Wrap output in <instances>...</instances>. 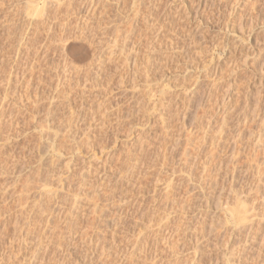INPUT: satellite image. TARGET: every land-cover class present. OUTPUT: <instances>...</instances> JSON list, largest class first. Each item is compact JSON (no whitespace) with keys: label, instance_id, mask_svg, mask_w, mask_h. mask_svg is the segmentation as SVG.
<instances>
[{"label":"rangeland","instance_id":"obj_1","mask_svg":"<svg viewBox=\"0 0 264 264\" xmlns=\"http://www.w3.org/2000/svg\"><path fill=\"white\" fill-rule=\"evenodd\" d=\"M48 1L51 0H4L3 5L2 2L0 3V107L2 108L5 104L0 110L10 117L5 116L3 119L5 127L0 135L2 140L4 139L0 141V144L5 146V149L0 152V161L4 164L3 172L7 170L6 174L0 172V212L2 217L5 215L3 217L5 220L0 217V264H44L46 259L45 264H62L63 260H67V264H125L126 258L129 254L133 255L132 253H135L134 259L130 262L132 264H200V260H202L201 264H225L229 257L232 259L230 264H257L255 262L257 247L249 246L253 241L247 240L248 237L250 238L252 223L241 220L238 211L242 209L240 202L242 200L249 207L254 202L258 205V201L264 199L262 196L264 195V170L261 171L254 166L261 161L262 169H264V148H262L264 143L259 141L255 149L246 142L251 139L248 136L252 132L256 135L261 130L260 133L263 135L264 123H260L259 118L256 122H250L247 119L249 122L246 123V119L243 118L244 105L254 107L255 103L261 105L262 110L259 113L260 116H264V0H77L76 3H78H74L75 7H72L75 11L71 9L70 19L74 23L71 27L75 32L79 21H82L79 22L82 25L92 16L93 11L98 13L93 19L95 20L94 26L91 27L93 30L89 28L86 31L89 33L83 39L88 50L77 46L68 53H64L61 41L57 40L59 31L51 39L38 38L40 40L37 39L34 44L25 45V49V46L19 45L15 33L26 28L28 19L36 13V7L44 6ZM53 7L55 9L56 6ZM73 12H76L75 17ZM59 13V18H65V8ZM10 33H14L13 36L12 34L10 36ZM42 35L45 36V32H42ZM86 38L87 41H85ZM16 78L22 81L19 83ZM6 91L10 93L8 95L12 94V97L9 96L10 98L6 97V99L4 97ZM11 98H15L14 101ZM25 103L27 108L23 105ZM229 103L232 107L233 103L234 107L238 106L237 111L229 115L230 117L225 112ZM14 107L18 109L20 107L19 113ZM10 112L18 114L9 115ZM125 115H130L128 118H131L123 119ZM73 116L76 118H72ZM226 116L230 119L228 128L224 131V137H219L223 136L220 127ZM69 118L73 120L70 121ZM9 119L12 121L10 122ZM67 119L68 124L74 126L73 130H78V139L80 142L82 140L83 147L72 150L68 145L64 149L66 157L63 155V158L58 159L47 151L46 143H41L46 146V148L42 146L45 149L38 144L39 130L46 128L42 129V125L53 126L61 124V121L64 122L61 127H66ZM6 121L10 128L8 124L6 126ZM69 127L66 128L69 129ZM50 129L53 130V128ZM206 134L208 135L205 136ZM238 134H242L243 137L238 139ZM213 135L221 140L216 138V141ZM4 136H7V139ZM186 137L189 141L190 139L193 141L191 140L189 144ZM84 143L89 147H85ZM129 150L135 152L130 161V165L134 166L131 167L132 169L129 168L130 170L125 164L127 161L125 155ZM209 150H212V153L214 151L215 155L213 153V156ZM207 154L213 157L211 159H217L212 160L217 167L213 162L214 165L211 163ZM247 155L250 157L249 160ZM251 156L254 157L253 160L256 158L257 163L250 160ZM206 159H209L208 162ZM47 160H52L53 164H49ZM184 160L192 165L193 161L194 163L197 161L198 165L195 164L198 167H194L197 168L196 172L192 167L190 170L189 164L186 165L188 162ZM209 161L212 167L215 166L214 169L209 166ZM250 161L253 168L250 166ZM40 163L46 164L43 165L45 168ZM206 165L213 170L217 169L214 172L211 170L212 174L209 168L207 170V174L214 176H212V182L216 188L212 184L208 188L209 182L204 177ZM79 169L87 171L90 179L99 183V193L109 187L111 199L103 202L104 209H102L104 206L100 205L104 198L98 202V207L90 200L93 195L91 192L92 195L89 193L88 197L82 191V195L77 194L79 184L74 179V175L81 172ZM118 169H121V172ZM122 170L123 173L124 170L126 172L122 174ZM190 171H194V175ZM126 173H129L127 177L130 176V180L126 177ZM58 179L62 181L59 182ZM43 180L52 183L53 186L49 187L58 192V198L51 200L52 203L49 201V205L45 207L49 213L41 208L39 203L37 205L40 198L44 197L42 196L45 192L42 190L45 182ZM27 186L28 190L30 189L28 194L26 193L29 198L24 199V202L27 201L24 204L21 202V192L23 193ZM211 187L212 189L214 187L215 191L211 190ZM237 190L243 195L242 198L239 194L241 198L239 201L235 197L236 192L238 194ZM259 191L262 195L258 194ZM258 195L261 199L258 197L259 200L255 201ZM76 199H79L77 201L79 203ZM217 200H220L221 205L220 203L218 205ZM69 202L74 203L72 205ZM222 205L225 207H220ZM100 206H102L101 209ZM226 206L233 207L237 215L233 216L227 212ZM93 208L97 212L100 209L102 216L95 213L96 210L93 211ZM22 209L26 210V216ZM39 209L40 213L44 209L45 214L41 213L44 216L40 215ZM2 210L5 212L3 213ZM93 213L97 216L92 215ZM22 216L28 219L24 220ZM200 217H203L202 221L199 220ZM68 218L71 220L69 221ZM74 219H76L75 222H73ZM261 220L264 225V217ZM68 221L74 225L72 229L70 228L74 231L73 233L71 230V232L68 231V225H71ZM199 221L206 225L205 227L214 224L216 230L206 232L210 235L207 237L204 235L205 238L202 237L203 235L195 238L193 229L199 225ZM215 222L218 223L215 224ZM63 232L65 239L68 238L67 241L62 239ZM40 238L43 244L40 243ZM55 239L56 241L62 239V243L58 241L57 245ZM183 240L186 241L187 249L180 254V259H177L179 258L177 252L178 250L181 252L179 247ZM60 243L64 245L61 246ZM225 244L231 245L230 250L224 251L227 249ZM31 245L40 247L37 255L39 258L30 257ZM232 247L233 250H231Z\"/></svg>","mask_w":264,"mask_h":264},{"label":"bare ground","instance_id":"obj_2","mask_svg":"<svg viewBox=\"0 0 264 264\" xmlns=\"http://www.w3.org/2000/svg\"><path fill=\"white\" fill-rule=\"evenodd\" d=\"M52 1V2H51ZM50 2L48 1V5L46 4V5H44V6H41V7H39V6H37L36 7V13L31 17V18H29L28 19V26L26 27V28H24V29H21L20 31H17L16 33H15V35L18 37H16L18 40H19V45L20 46H30L31 44H34L35 42H37L36 40L38 39V38H41V37H43V40H46V39H51V38H53V37H55L54 35L55 34H58V33H60L59 34V36L57 37L58 39L57 40H59V42L61 41V43H62V47H63V52L64 53H68L69 51H71L74 47H76L77 48V46H82V48L84 47V48H86V50H88L87 49V44L86 43H84L83 41V39H85V37L87 36L86 34H88L89 33V31H88V33H86V31L90 28V29H92L91 27L92 26H94L93 25V23L95 22V20H93L94 19V17H96V15L98 14H96V12L95 11H93V14H92V16L89 18V19H86L87 21H86V23L84 22V24H79V22H78V24L76 25L77 27H75V29L77 28V31L75 32V30H73L72 29V20L70 21V19H71V9H72V7L74 6V3H76V1L77 0H51ZM82 1V0H81ZM90 1V0H89ZM2 2V3H1ZM0 3L3 5V3H4V0H2ZM78 3V2H77ZM76 3V4H77ZM75 4V5H76ZM90 4V3H89ZM52 5V6H51ZM87 5V4H86ZM105 5V4H104ZM53 6H56L55 7V9H54V7ZM80 6V5H79ZM12 7V6H11ZM50 7H52L51 9L53 10L52 12H54V14L50 11L51 9H50ZM65 8V18L63 19H61V18H59V15H60V11H61V9H64ZM75 7V6H74ZM84 7V6H83ZM140 7V6H139ZM49 8V9H48ZM89 8V7H88ZM99 8V7H98ZM75 8H73L72 9V11L74 10ZM90 9V8H89ZM9 11H11V10H9ZM75 11V10H74ZM77 11V10H76ZM49 12H51V13H49ZM81 12V11H80ZM79 12V13H80ZM90 12V11H89ZM134 12V11H133ZM74 13V17H75V15H76V12H73ZM78 13V12H77ZM125 13V12H124ZM114 14V13H113ZM9 16V15H8ZM78 16V18H79V15H77ZM76 16V17H77ZM99 16V15H98ZM101 17V16H100ZM83 18V17H82ZM98 18V17H97ZM96 18V19H97ZM261 19V18H260ZM263 19V18H262ZM99 20V19H98ZM261 21V20H260ZM82 22V21H81ZM80 22V23H81ZM119 22V21H118ZM264 22V21H263ZM253 23V22H252ZM74 24V23H73ZM101 25V24H100ZM23 25H21V27H22ZM255 27V26H254ZM18 29L20 28V26L19 27H17ZM17 29V30H18ZM73 30V31H72ZM93 30V29H92ZM57 31H59L58 33H56ZM131 31V30H130ZM42 32L44 33L45 32V36H43L42 35ZM69 32H71L70 33V35H68L69 34ZM13 33V34H14ZM11 34L12 33H10V36H11ZM13 34H12V36H13ZM129 35V34H128ZM78 38H80V39H78ZM88 38V37H87ZM87 38H86V40L85 41H87ZM11 39V38H10ZM8 40V39H7ZM40 39H38V41H39ZM41 40H42V38H41ZM17 41V40H16ZM231 41V40H230ZM39 43V42H38ZM38 45V44H37ZM44 45V44H43ZM228 45H230V44H228ZM26 46H25V49H26ZM47 46V45H46ZM240 47V46H239ZM20 48H22V47H20ZM28 48V47H27ZM47 48H49V47H47ZM227 48V47H226ZM230 48V47H229ZM241 49V48H240ZM37 50V49H36ZM43 50H44V48H43ZM85 50V49H84ZM83 50V51H84ZM34 51V50H33ZM55 51V50H54ZM223 51V50H222ZM259 51V50H258ZM47 52V51H46ZM48 53V52H47ZM86 53V52H85ZM233 53V52H232ZM240 53V52H239ZM228 54V53H227ZM235 54V53H234ZM62 55V54H61ZM260 56V55H259ZM66 57V56H65ZM246 57V56H245ZM64 58V57H63ZM240 58V57H239ZM242 59V58H241ZM100 60V59H99ZM239 60V59H238ZM30 61V60H29ZM240 61V60H239ZM256 61V60H255ZM258 62V61H257ZM240 63V62H239ZM245 63V62H244ZM21 64V63H20ZM58 64V63H57ZM91 64V63H90ZM263 64V63H262ZM63 66V65H62ZM262 66V65H261ZM40 67V66H39ZM73 67V66H72ZM78 68V67H77ZM235 69V68H234ZM27 70V69H26ZM31 70V69H30ZM42 70V69H41ZM45 70H46V68H45ZM53 70V69H52ZM18 71V70H17ZM24 71V70H23ZM37 71V70H36ZM35 71V72H36ZM39 71V70H38ZM67 71V70H66ZM41 72V71H40ZM69 72V71H68ZM71 72V71H70ZM223 72V71H222ZM221 72V73H222ZM11 73V72H10ZM14 73V72H13ZM62 73V72H61ZM84 73V72H83ZM82 73V74H83ZM87 73V72H86ZM230 73V72H229ZM88 74V73H87ZM6 75V74H5ZM72 75V74H71ZM42 76V75H41ZM263 76V75H262ZM5 77V76H4ZM7 77V76H6ZM75 77V76H74ZM94 77V76H93ZM97 77V76H96ZM219 77V76H218ZM11 78V77H10ZM42 77H40V79H41ZM5 79V78H4ZM16 79H18V82L20 83L22 80L21 79H19V78H16ZM15 79V80H16ZM64 79V78H63ZM67 79V78H66ZM69 80V79H68ZM75 80V79H74ZM85 80V79H84ZM264 80V79H263ZM30 81V80H29ZM47 81V80H46ZM88 81V80H87ZM96 81V80H95ZM261 81V80H260ZM1 82V81H0ZM3 82V81H2ZM17 82V81H16ZM48 82H50V81H48ZM4 83V82H3ZM6 83V82H5ZM70 83V82H69ZM86 83V82H85ZM26 84V83H25ZM48 84V83H47ZM63 84V83H62ZM66 84V83H65ZM88 84V83H87ZM36 85V84H35ZM84 85V84H83ZM91 85V84H90ZM236 85V84H235ZM245 85V84H244ZM26 86H27V84H26ZM81 86V85H80ZM99 86V85H98ZM240 86V85H239ZM253 86V85H252ZM28 87H30L29 85H28ZM82 87V86H81ZM93 87V86H92ZM80 88V87H79ZM78 88V89H79ZM90 88V87H89ZM242 88V87H241ZM13 89V88H12ZM57 89V88H56ZM62 89V88H61ZM73 89V88H72ZM238 89H240V88H238ZM31 90V89H30ZM85 90V89H84ZM87 90V89H86ZM213 90V89H212ZM29 91V90H28ZM242 91V90H241ZM263 91V90H262ZM14 92H16V91H14ZM21 92V91H20ZM62 92V91H61ZM83 92V91H82ZM27 93V92H26ZM225 93V92H224ZM255 93V92H254ZM8 94H10L8 91H6L5 92V98L6 97H9V96H11V95H8ZM16 94V93H15ZM21 94V93H20ZM55 94V93H54ZM60 94V93H59ZM8 95V96H7ZM34 95V94H33ZM163 95V94H162ZM13 96H14V94H13ZM18 96V95H17ZM20 96V95H19ZM35 96V95H34ZM54 96H56V95H54ZM12 97V96H11ZM14 97H16V96H14ZM31 97H32V95H31ZM4 98V99H5ZM10 98V97H9ZM36 98V97H35ZM43 98V97H42ZM41 98V99H42ZM51 98V97H50ZM55 98H57V97H55ZM211 98V97H210ZM233 98V97H232ZM262 98V97H261ZM3 99V98H2ZM7 99V98H6ZM12 100L13 99H15V98H11ZM17 99H18V97H17ZM22 99V98H21ZM25 99V98H24ZM32 99V98H31ZM38 99V98H37ZM48 99V98H47ZM144 99V98H143ZM23 100V99H22ZM64 100V99H63ZM213 100V99H212ZM249 100V99H248ZM261 100V99H260ZM14 101V100H13ZM34 101V100H33ZM259 101V100H258ZM6 102V101H5ZM4 102V103H5ZM7 102H9V101H7ZM15 102H16V100H15ZM18 102V101H17ZM22 102H24V101H22ZM26 102V101H25ZM42 102V101H41ZM55 102H56V100H55ZM63 102V101H62ZM234 102V101H233ZM246 102V101H245ZM45 103V102H44ZM64 103H66V102H64ZM138 103V102H137ZM9 104V103H8ZM7 104V105H8ZM17 104V103H16ZM34 104H37L38 105V103L37 102H34ZM226 105H227V103H225ZM237 104H238V102H237ZM236 104V105H237ZM256 105L254 106V107H248V105H244V107H243V113H244V119H246L245 120V122L247 123V122H251V121H257V119H258V121L260 122V123H264V116H260V113L259 112H261L260 110H262L261 109V105L259 104V103H255ZM5 105V104H4ZM4 105L2 106V108L4 107ZM9 105H11V103L9 104ZM12 105H13V102H12ZM24 106H26V108H27V104L25 103V104H23ZM30 105V104H29ZM47 105V104H46ZM51 105V104H50ZM232 105V104H231ZM250 105V104H249ZM17 106V105H16ZM15 106V107H16ZM18 106H20V105H18ZM24 106H21V107H24ZM36 106V105H35ZM47 106H49V105H47ZM54 106V105H53ZM134 106V105H133ZM14 107V108H15ZM232 106H230V103L228 104V107H226L225 108V112H227V115H228V117H230L229 115H232L233 113H235L236 111H237V107L235 106L234 107V103H233V107L231 108ZM263 107V106H262ZM1 108V107H0ZM1 108V109H2ZM9 108V107H8ZM30 108V107H29ZM38 108V107H37ZM51 108V107H50ZM15 109H17V112H18V110H20V107H19V109L18 108H15ZM32 109V108H31ZM47 109H48V107H47ZM242 109V108H241ZM263 109H264V107H263ZM3 110H5V109H3ZM61 110V109H60ZM75 110V109H74ZM139 110H140V108H139ZM139 110H137V111H139ZM24 111V110H23ZM15 113V112H12V113H15V114H18V113ZM28 112V111H27ZM43 112V111H42ZM53 112V111H52ZM62 112V111H61ZM145 112V111H144ZM215 112V111H214ZM213 112V113H214ZM238 112H239V110H238ZM264 112V111H263ZM6 113V112H5ZM11 112L9 113V115H11L12 114ZM20 113H21V111H20ZM35 113V112H34ZM67 113H69V112H67ZM45 114V113H44ZM47 114V113H46ZM52 114V113H51ZM70 114V113H69ZM119 114V113H118ZM138 114V113H137ZM13 115V114H12ZM80 115V114H79ZM262 115V114H261ZM5 116L7 117V115H5L3 112H1V110H0V135H2V133H3V130H4V127H5V121L3 120L4 118H5ZM18 116V115H17ZM60 116V115H59ZM78 116V115H77ZM119 116V115H118ZM130 115H125V118H123V119H126V120H128V119H130V118H128ZM144 116V115H143ZM9 117V116H8ZM7 117V118H8ZM12 118H13V116H11ZM15 117H16V115H15ZM20 117V116H19ZM24 117H25V115H24ZM56 117V116H55ZM76 118V116H73L72 118ZM6 118V119H7ZM10 118V117H9ZM62 118V117H61ZM71 118V117H70ZM69 118V119H70ZM78 118V117H77ZM83 118V117H82ZM118 118V117H117ZM128 118V119H127ZM225 119H224V121H223V124H222V127H220L221 129V132H223V136H219L218 135V133H217V135L219 136V137H224V131L228 128V120L230 121V119H228L227 118V116L226 117H224ZM86 119V118H85ZM249 121H248V120ZM27 120V119H26ZM71 120H73V119H70V121ZM77 120V119H76ZM79 120V119H78ZM83 120V119H82ZM120 120V119H119ZM234 120V119H233ZM241 120H242V118H241ZM9 121H10V119H9ZM11 121H12V119H11ZM10 121V122H11ZM22 121V120H21ZM34 121V120H33ZM45 121V120H44ZM116 121H117V119H116ZM123 121H125V120H123ZM200 122H201V120H199ZM243 121V120H242ZM27 122V121H26ZM40 122V121H39ZM39 122H38V124H39ZM62 122L63 121H61V124H62ZM84 122V121H83ZM108 122V121H107ZM120 122V121H119ZM140 122V121H139ZM200 122H198V123H200ZM16 123H19V122H16ZM23 123V122H22ZM21 123V124H22ZM41 123H42V121H41ZM40 123V124H41ZM45 123V122H44ZM122 124H123V122H121ZM121 123H119V124H121ZM135 123V122H134ZM183 123V122H182ZM213 123V122H212ZM253 123V122H252ZM259 123V124H260ZM7 124H8V127H9V123H7V121H6V126H7ZM12 124V123H11ZM10 124V125H11ZM24 125H25V123H23ZM22 124V125H23ZM29 124V123H28ZM61 124L60 123H58V124H55V125H53V126H44V125H42V129L44 128V127H46L44 130H39V145L42 147H44L45 145H42L41 143H46V145L48 146V152H50V154L52 155V156H54L55 158H58V159H60V158H63L62 156L64 155V149H66V147H68V145H70L69 147H71L70 149H80V148H82L83 146H82V140H81V142L79 141V139H78V130L77 129H75V130H73V128L72 127H74V126H71L72 124H68V119H67V124H68V126L67 125H65L66 127H69V126H71V128L69 127V129H67L66 127H61ZM63 124H64V122H63ZM62 124V125H63ZM90 124V123H89ZM115 124H117V123H115ZM125 124V123H124ZM194 124V123H193ZM197 124V123H196ZM195 124V125H196ZM250 124V123H249ZM258 124V123H257ZM13 125V124H12ZM24 125H23V127H24ZM27 125V124H26ZM36 125H37V123H36ZM60 125V126H59ZM87 125H88V123H87ZM138 125V124H137ZM250 125H252V124H250ZM250 125H249V127H250ZM262 125V124H261ZM93 126V125H92ZM102 126V125H101ZM124 126V125H123ZM122 126V127H123ZM146 126V125H145ZM200 126V125H199ZM247 126V125H246ZM257 126V125H256ZM263 126H264V124H263ZM11 127V126H10ZM9 127V128H10ZM15 127V126H14ZM38 127H40V126H38ZM88 127V126H87ZM91 127V126H90ZM109 127V126H108ZM112 128H113V126H111ZM131 127H132V125H131ZM167 127V126H166ZM197 127V126H196ZM202 127V126H201ZM229 127H230V125H229ZM7 128V127H6ZM50 128H53V130L52 129H50ZM66 130H65V129ZM231 128V127H230ZM241 128H243V127H241ZM16 129V128H15ZM32 129V128H31ZM119 129V128H118ZM126 129V128H125ZM130 129H132V128H130ZM134 129V128H133ZM185 129V128H184ZM52 130V131H51ZM77 130V131H76ZM89 130V129H88ZM233 130V129H232ZM10 131V130H9ZM21 131V130H20ZM85 131H87V130H85ZM131 131V130H130ZM129 131V132H130ZM208 131V130H207ZM241 131V130H240ZM255 131V130H254ZM26 132V131H25ZM105 132V131H104ZM110 132V131H109ZM112 132V131H111ZM211 132V131H210ZM219 133V134H222V133ZM232 132V131H231ZM251 132V131H250ZM256 132V131H255ZM258 132V131H257ZM260 132H261V130H260ZM259 132V134H256L255 135V133L254 132H252L251 134H249L250 136H248V137H251V139L249 140V141H246V142H249V144H250V147L251 148H255V149H257V144H258V142L259 141H262L263 143H264V133H263V135H262V133H260ZM264 132V131H263ZM13 133V132H12ZM101 133V132H100ZM228 133V132H227ZM238 133V132H237ZM108 134V133H107ZM232 134V133H231ZM5 135V134H4ZM22 135H23V132H22ZM32 135V134H31ZM208 134H206L205 136H207ZM228 135V134H227ZM230 135V134H229ZM237 135V134H236ZM29 136V135H28ZM130 136V135H129ZM213 136H215V140L217 141V139L216 138H218V136L216 137V135H213ZM226 136V135H225ZM238 139L240 138H242L243 137V135L242 134H238ZM2 136H0V141L2 140V138H1ZM5 137V136H4ZM7 137V136H6ZM5 137V138H6ZM15 137V136H14ZM107 137V136H106ZM117 137V136H116ZM133 137V136H132ZM189 137V136H188ZM186 137L187 138V140L189 141V138H191V137ZM234 137V136H233ZM18 138V137H17ZM29 138V137H28ZM31 138H32V136H31ZM30 138V139H31ZM80 138V137H79ZM7 139V138H6ZM9 139V138H8ZM195 139V138H194ZM206 139V138H205ZM214 139H212L213 141H214ZM219 139V138H218ZM227 139V138H226ZM235 139H236V137H235ZM238 139H236L237 140V142H238ZM249 139V138H248ZM112 140V139H111ZM191 140L192 139H190V141H189V144H190V142H191ZM200 140V139H199ZM203 140V139H202ZM207 140V139H206ZM219 140H221V139H219ZM222 140H223V138H222ZM2 141H4V139L2 140ZM187 141V142H188ZM193 141V140H192ZM197 141V140H196ZM205 141V140H204ZM208 141V140H207ZM207 141H205V142H207ZM212 141V142H213ZM224 141V140H223ZM241 141V140H240ZM28 142V141H27ZM87 142V141H86ZM107 142V141H106ZM110 142V141H109ZM194 142H195V140H194ZM204 142V143H205ZM215 142V141H214ZM4 143V142H3ZM92 143V142H91ZM97 143V142H96ZM104 143V142H103ZM142 143V142H141ZM144 143V142H143ZM200 143V142H199ZM216 143V142H215ZM215 143H213V144H215ZM239 143V142H238ZM6 144V143H5ZM21 144V143H20ZM113 144V143H112ZM179 144V143H178ZM202 144V143H201ZM201 144H199V145H201ZM237 144V143H236ZM262 144V143H261ZM95 145V144H94ZM110 145V144H109ZM108 145V146H109ZM84 146H85V143H84ZM86 146H88V145H86ZM85 146V147H86ZM219 145H217V147H218ZM240 146V145H239ZM32 147V146H31ZM41 147H39V149L41 150ZM42 147V148H43ZM74 147V148H73ZM89 147V146H88ZM98 147V146H97ZM101 147V146H100ZM128 147V146H127ZM176 147V146H175ZM202 147H204V146H202ZM220 147V146H219ZM223 147V146H222ZM258 147H262V146H259L258 145ZM29 148V147H28ZM45 148H46V146H45ZM45 148H43V149H45ZM93 148V147H92ZM130 148V147H129ZM135 148V147H134ZM133 148V149H134ZM245 148V147H244ZM248 148V147H247ZM262 148H264V147H262ZM5 149V146H3V145H1L0 144V152H1V150L3 151ZM34 149V148H33ZM69 149V148H68ZM145 149V148H144ZM143 149V150H144ZM188 149V148H187ZM212 149V148H211ZM215 149H217V148H215ZM259 149V148H258ZM96 150V149H95ZM100 150H101V148H100ZM136 150V149H135ZM184 149H182V152H184L185 153V151H183ZM212 150H214V149H212ZM211 150V151H212ZM263 150V149H262ZM44 151V150H43ZM133 151V150H132ZM207 151V153H208V150H206ZM210 151V150H209ZM210 151V152H211ZM215 151V150H214ZM213 151V153H214V155H215V152ZM217 151V150H216ZM257 151V150H256ZM264 151V150H263ZM13 152V151H12ZM40 152V151H39ZM44 152H46V150L44 151ZM86 152V151H85ZM201 152V151H200ZM209 152V154H211ZM260 152V151H259ZM41 153V152H40ZM47 153V152H46ZM95 153V152H94ZM108 153V152H107ZM134 153L135 152H131V150H129L128 152H127V155H125V156H127L126 157V159H127V161H126V168L128 169V170H130L129 168H131L132 166H134V165H130V161H131V159H132V154L134 155ZM137 153V152H136ZM191 153V152H190ZM189 153V154H190ZM194 153V152H193ZM213 153H212V155H213ZM217 153V152H216ZM238 153H239V151H238ZM264 153V152H263ZM12 154V153H11ZM125 154V153H124ZM183 154V153H182ZM195 154V153H194ZM193 154V155H194ZM199 154V153H198ZM197 154V155H198ZM40 155V154H39ZM41 155H42V153H41ZM95 155V154H94ZM93 155V156H94ZM120 155V154H119ZM201 155V154H200ZM199 155V156H200ZM204 155V154H203ZM213 155V156H214ZM235 155V154H234ZM4 156V155H3ZM65 156V155H64ZM96 156V155H95ZM207 156H209L208 154H207ZM236 156L238 157V155L236 154ZM235 156V157H236ZM240 156V155H239ZM248 156V155H247ZM255 156V155H254ZM263 156V155H262ZM66 157V156H65ZM71 157V156H70ZM109 157H110V154H109ZM197 157V156H196ZM216 157V156H215ZM234 157V156H233ZM252 157V156H251ZM14 158V157H13ZM18 158V157H17ZM104 158V157H103ZM122 158V157H121ZM125 158V157H124ZM137 158V157H136ZM157 158V157H156ZM188 158V157H187ZM208 158V157H207ZM209 158L211 159V158H213L211 155L209 156ZM219 158V157H218ZM230 158V157H229ZM249 156H248V159L247 160H249ZM253 158L254 157H252L250 160H252V162L253 161H255L256 162V158L253 160ZM110 159V158H109ZM113 159V158H112ZM185 159V158H184ZM215 160H217L216 158H214ZM214 159H211V163L213 162L214 164H215V160ZM8 160V159H7ZM17 160H19V159H17ZM49 160V159H48ZM47 160V161H48ZM99 160V159H98ZM119 160V159H118ZM134 160H135V158H134ZM133 160V161H134ZM195 160V159H194ZM207 160V162H208V160L209 159H206ZM212 160H214V161H212ZM259 160V159H258ZM257 160V161H258ZM42 162H43V160H41ZM185 162H188V161H186V160H184ZM219 161V160H218ZM240 161V160H239ZM1 162V161H0ZM27 162H28V160H27ZM32 162V161H31ZM69 162V161H68ZM197 161H195V163H196ZM205 162V161H204ZM206 162V163H207ZM236 162V161H235ZM261 162V161H260ZM259 161H258V164L257 165H254V166H257L256 168H260V170L262 171V170H264V169H262L263 168V166L261 165V163H260ZM9 163V162H8ZM15 163V162H14ZM44 163H47V162H44ZM44 163L42 164V163H40L42 166L44 165ZM48 163L50 164V163H52L53 164V161L51 160V161H48ZM134 163V162H133ZM194 163V161H193V165H192V163H185L186 165H191V166H189L188 165V167H189V169H190V167H192V169L194 168V167H198L196 164ZM212 163V164H213ZM244 163V162H243ZM257 163V162H256ZM66 164V163H65ZM91 164V163H90ZM200 164H201V162H200ZM209 164H210V161H209ZM208 164V165H209ZM213 164V165H214ZM222 164V163H221ZM228 164V163H227ZM242 164V163H241ZM240 164V165H241ZM255 164V163H254ZM264 164V163H263ZM3 165L4 164H2V162H1V164H0V172L3 174L4 172H5V174L7 173V170L5 169L4 170V172H3ZM46 165V164H45ZM44 165V166H45ZM56 165V164H55ZM117 165V164H116ZM135 165H136V160H135ZM195 165V166H194ZM208 165H206L207 166V169H205V176H204V174L202 175V176H204L205 178H206V180H207V182H209L208 184H209V186H208V188L211 186L210 184H212L213 185V182H212V176L210 175V174H212L211 173V170H213L214 168H215V166H216V164H215V166L214 167H212L211 166V164L209 165L210 167H212L213 169H211V168H209L208 167ZM229 165V164H228ZM9 166V165H8ZM41 166V167H42ZM43 166V167H44ZM52 166V165H51ZM50 166V167H51ZM67 166H68V168H69V165L67 164ZM123 166V165H122ZM206 166H205V168H206ZM230 166V165H229ZM250 166L252 167L253 165H252V163H251V161H250ZM12 167V166H11ZM39 167V166H38ZM217 167V166H216ZM228 167V166H227ZM20 168H22V167H20ZM45 168V167H44ZM43 168V169H44ZM52 168V167H51ZM51 168H49V169H51ZM104 168V167H103ZM107 168V167H106ZM118 168H119V166H118ZM125 168V167H124ZM135 168V167H134ZM134 168H133V170H134ZM210 170H209V169ZM236 168V167H235ZM241 168V167H240ZM253 168V167H252ZM8 169V168H7ZM15 169V168H14ZM19 169V168H18ZM126 169V170H127ZM132 169V168H131ZM192 169H190V170H192ZM195 169V172H196V170H197V168H194ZM22 170V169H21ZM66 170V169H65ZM68 170V169H67ZM80 170V169H79ZM86 170V169H85ZM108 170H109V168H108ZM119 170V169H118ZM126 170H124L125 172H126ZM184 170V169H183ZM207 170H209V172H210V174L208 173L207 174ZM215 170H217V169H215ZM215 170H213L212 172H214ZM227 170V169H226ZM230 170V169H229ZM48 171V170H47ZM50 171H52V170H50ZM81 171V170H80ZM91 171V170H90ZM120 172H121V169L119 170ZM202 171V170H201ZM238 171V170H237ZM259 171V170H258ZM260 171V172H261ZM11 172V171H10ZM18 172V171H17ZM21 172V171H20ZM74 172V171H73ZM77 172H78V170H77ZM124 172V173H125ZM128 172H130V171H128ZM193 175H194V171H190ZM189 172V173H190ZM217 172V171H216ZM224 172V171H223ZM264 172V171H263ZM14 173V172H13ZM51 173V172H50ZM75 173H76V171H75ZM123 173V170H122V174H124ZM131 173H132V170H131ZM130 173V174H131ZM134 173H135V171H134ZM236 173V172H235ZM245 173V172H244ZM1 174V175H2ZM40 174H42V172L40 173ZM44 174V173H43ZM53 174V173H52ZM121 174V175H122ZM127 174H129V173H126V177H127ZM199 174V173H198ZM250 174V173H249ZM258 174H259V172H258ZM18 175V174H17ZM60 175V174H59ZM134 175V174H133ZM139 175V174H138ZM206 175H208V177H206ZM51 176V175H50ZM54 176V175H53ZM125 176V175H124ZM135 176V175H134ZM142 176V175H141ZM197 176V175H196ZM200 176V175H199ZM1 177V176H0ZM10 177V176H9ZM13 177V176H12ZM39 177H40V175H39ZM45 177H46V173H45ZM48 177V176H47ZM46 177V178H47ZM52 177V176H51ZM55 177V176H54ZM75 177V178H74ZM74 179H76L77 180V182H78V184L79 185H77V186H79L78 188H79V191H78V189H77V192H75V193H77V194H79L80 195V193H81V195H82V192H85V193H83L84 195L85 194H87V197H88V194L90 193L91 195H92V197H91V201L92 202H94L95 203V205L96 206H98L99 207V201L101 200L102 201V199H103V201H102V204H100V205H103L104 207L102 208V209H104L105 208V205L103 204V202L104 201H106V200H108V199H111V198H109V196H110V194H109V191H108V188L109 187H107V190H105L104 189V191L103 192H101V193H99V191H98V184H97V181L95 182L94 180L92 181V179H90V177H89V175H88V172L87 171H81V172H78V173H76L75 175H74ZM130 176H128L127 178H129ZM144 177V176H143ZM214 177V176H213ZM222 177V176H221ZM56 178H57V176H56ZM122 178H125V177H122ZM186 178V177H185ZM190 178V177H189ZM203 177H201V179H202ZM218 178V177H217ZM216 178V179H217ZM3 179V178H2ZM1 179V180H2ZM42 179V178H41ZM50 179V178H49ZM52 179V178H51ZM117 179V178H116ZM126 179V178H125ZM144 179V178H143ZM215 179V180H216ZM18 180V179H17ZM59 180V179H58ZM57 180V181H58ZM61 180V179H60ZM60 180H59V182H60ZM124 180V179H123ZM128 180H130V178L128 179ZM142 180V179H141ZM204 180V179H203ZM202 180V181H203ZM214 180V181H215ZM231 180V179H230ZM14 181V180H13ZM45 180H43V182H44ZM62 181V180H61ZM136 181V180H135ZM198 181H200V180H198ZM202 181H201V183H202ZM205 181V180H204ZM203 181V182H204ZM218 181V180H217ZM217 181H215V182H217ZM223 181V180H222ZM15 182V181H14ZM13 182V183H14ZM206 182V183H207ZM214 182V183H215ZM110 183V182H109ZM135 183V182H134ZM186 183V182H185ZM190 183V182H189ZM219 183V182H218ZM26 184V183H25ZM108 184V183H107ZM203 184V183H202ZM216 184V183H215ZM42 185V184H41ZM56 185V184H55ZM59 185V184H58ZM63 185V184H62ZM121 185V184H120ZM133 185V184H132ZM193 185V184H192ZM197 185V184H196ZM2 186V185H1ZM49 186H53V184L52 183H49V181H45L44 183H43V187L42 188H44V189H42L43 191L45 190V192H44V194H42V196H44L43 198H40L41 200H40V202H37V205H39L40 204V207L41 208H44L45 209V207H47V205H49L48 203H49V201L51 202V200H53V199H55V198H58V192L56 191V190H54V189H52L51 187H49ZM70 186V185H69ZM68 186V187H69ZM109 186V185H108ZM113 186V185H112ZM195 186V185H194ZM203 186V185H202ZM206 186V185H205ZM205 186H203V187H205ZM215 188H216V186L215 185H213ZM254 186V185H253ZM170 187V186H169ZM213 187V189H215ZM226 187V186H225ZM28 186H27V188H26V190L25 191H23V193L21 192V202L22 203H24L25 204V202H27V201H25L24 202V199L26 200L27 199V197H28V193L27 192H29V190H28ZM66 188V187H65ZM140 189H141V187H139ZM196 188V187H195ZM238 188V187H237ZM259 188V187H258ZM72 189V188H71ZM112 189V188H111ZM189 189V188H188ZM205 189V188H204ZM212 189V187H211V190H213ZM236 189V188H235ZM244 189V188H243ZM41 190V191H42ZM63 190V189H62ZM114 190V189H113ZM82 191V192H81ZM124 191V190H123ZM191 191V190H190ZM195 191V190H194ZM206 191V190H205ZM209 191V190H208ZM213 191H215V190H213ZM221 191H222V188H221ZM238 191V190H237ZM243 191H245V190H243ZM242 191V192H243ZM255 191H256V188L254 189V193H255ZM169 192V191H168ZM174 192V191H173ZM172 192V193H173ZM182 192H183V190H182ZM227 192H228V190H227ZM27 193V194H26ZM42 193V192H41ZM73 193V192H72ZM74 193V194H75ZM127 193V192H126ZM136 193V192H135ZM134 193V194H135ZM222 193V192H221ZM230 193V192H229ZM253 193V192H252ZM71 194V193H70ZM69 194V195H70ZM89 194V195H90ZM102 194V195H101ZM169 194V193H168ZM192 194V193H191ZM218 194V193H217ZM233 194V193H232ZM239 194L240 195H242L241 194V192H239L238 191V194H237V192H236V198H237V200L239 201L241 198L239 197ZM258 194H260V195H262V192L261 191H259L258 192ZM41 195V194H40ZM114 195V194H113ZM122 195V194H121ZM166 195V194H165ZM207 195V194H206ZM1 196V195H0ZM77 196V195H76ZM86 196V195H85ZM111 196H112V194H111ZM167 196V195H166ZM198 196V195H197ZM214 196V195H213ZM227 196V195H226ZM247 196V195H246ZM263 197H264V195H262ZM80 197V196H79ZM89 197V198H90ZM115 197V196H114ZM169 197V196H168ZM186 197V196H185ZM199 197V196H198ZM219 197H220V195H219ZM235 197H234V200H236L235 199ZM242 198H243V195L241 196ZM261 199V196H257V198H255V201L258 199L259 200V198ZM29 198V197H28ZM75 198H77V197H75ZM75 198H74V201H75ZM84 198V197H83ZM113 198V197H112ZM116 198V197H115ZM165 198V197H164ZM195 198V197H194ZM212 198V197H211ZM221 198V197H220ZM219 198V199H220ZM231 198V197H230ZM247 198V197H246ZM80 199V198H79ZM79 199H76V202L77 201H79ZM87 199V198H86ZM168 199V198H167ZM172 199V198H171ZM200 199V198H199ZM210 199V198H209ZM19 200V199H18ZM29 200V199H28ZM83 200V199H82ZM81 200V201H82ZM113 200V199H112ZM125 200V199H124ZM165 200V199H164ZM187 200V199H186ZM196 200V199H195ZM203 200V199H202ZM210 200H212V199H210ZM247 200V199H246ZM89 201V200H88ZM118 201H119V199H118ZM175 201V200H174ZM219 201V202H218ZM222 201V200H221ZM260 201V202H259ZM258 201V205H257V203L256 202H254L253 204H252V206H250L249 205V207L247 206V204H246V202L244 201V200H242V201H240L241 203H242V209L240 210L239 208V210L240 211H238V216H239V218L241 219V220H243V221H249L250 223H252L251 224V227H250V233H249V231H248V233H249V235H250V238L248 237V241H253L252 243H250L249 244V246L250 245H252V247H257V254H256V260H255V262H257V264H264V229H263V227H264V225L262 224V220H261V218H263L264 217V199H262V200H259ZM43 202V203H42ZM60 202V201H59ZM63 202V201H62ZM68 202V201H67ZM108 202V201H107ZM106 202V203H107ZM113 202V201H112ZM170 202V201H169ZM189 202V201H188ZM209 202V201H208ZM207 202V203H208ZM217 202H218V205H219V203H220V200H217ZM32 203H34V202H32ZM39 203V204H38ZM52 203V202H51ZM65 203V202H64ZM69 203H72V202H69ZM74 203V202H73ZM73 203H72V205H73ZM77 203H79V202H77ZM93 203V204H94ZM101 203V202H100ZM141 203V202H140ZM196 203V202H195ZM206 203V204H207ZM212 203V202H211ZM224 203V202H223ZM251 203V202H250ZM63 204V203H62ZM85 205H86V203H84ZM225 204V203H224ZM235 204H236V202H235ZM239 204V203H238ZM237 204V205H238ZM1 205V204H0ZM36 205V204H35ZM77 205H79V204H77ZM168 205V204H167ZM182 205V204H181ZM216 206H217V204H215ZM220 205H221V203H220ZM225 205H229L228 203L227 204H225ZM225 205L223 206H220V207H225ZM231 205V204H230ZM233 205V204H232ZM34 206V205H33ZM76 206V205H75ZM79 206H81V205H79ZM87 206V205H86ZM93 206V205H92ZM95 206V207H96ZM139 206V205H138ZM156 206V205H155ZM226 206V207H227ZM235 206V205H234ZM39 207V206H38ZM74 207V206H73ZM78 207V206H77ZM84 207V206H83ZM101 207L102 206H100V209H101ZM137 207V206H136ZM180 207V206H179ZM219 207V206H218ZM252 207V208H251ZM76 208V207H75ZM97 208V207H96ZM140 208V207H139ZM166 208V207H165ZM186 208V207H185ZM233 207H227V208H225V210L227 211V212H230V214L231 215H233V216H235V214H236V212H235V209H232ZM28 209V208H27ZM37 209V208H36ZM44 209H42L41 211H43V212H41V213H44ZM50 209V208H49ZM76 209H78V208H76ZM99 209V211L100 212H102L101 210ZM198 209V208H197ZM4 210V209H3ZM2 210V211H3ZM7 210H8V208H7ZM22 210H24V209H22ZM67 210V209H66ZM69 210V209H68ZM96 210V209H95ZM94 210V208H93V211H95ZM135 210V209H134ZM183 210V209H182ZM5 211H6V209H5ZM5 211H3V213L5 212ZM26 210H24V212L23 213H26L25 212ZM32 211V210H31ZM30 211V212H31ZM35 211V210H34ZM37 211V210H36ZM35 211V212H36ZM45 211H46V209H45ZM73 211H75V210H73ZM89 211V210H88ZM97 212V210L95 211V213H99L98 215L101 217L102 216V213H100V212ZM105 211V210H104ZM122 211H123V209H122ZM221 211V210H220ZM237 211V210H236ZM28 212V211H27ZM33 212V211H32ZM46 212H48V211H46ZM77 212V211H76ZM143 212V211H142ZM175 212V211H174ZM39 213H40V209H39ZM41 213H40V215H41ZM49 213V212H48ZM52 213V212H51ZM80 213V212H79ZM95 213H93L92 215H94ZM104 213L105 212H103V216H105L104 215ZM136 213V212H135ZM30 214V213H29ZM37 215H38V213H36ZM45 214V213H44ZM60 214V213H59ZM73 215H74V213H72ZM91 214V213H90ZM19 215H20V213H19ZM23 215V214H22ZM27 215V213L26 214H24V216H26ZM31 215V214H30ZM34 215V214H33ZM32 215V216H33ZM43 215V214H42ZM41 215V216H42ZM82 215H83V213H82ZM96 215V214H95ZM117 215V214H116ZM180 215V214H179ZM237 215V214H236ZM5 215H3V217H4ZM16 216V215H15ZM44 216V215H43ZM69 216H71V214L69 215ZM97 216V215H96ZM237 216V217H238ZM0 217H2V213L0 212ZM2 217V218H3ZM17 217V216H16ZM23 217V216H22ZM31 217V216H30ZM83 217V216H82ZM185 217V216H184ZM204 217V216H203ZM203 217H200V219L199 220H203ZM14 218V217H13ZM20 217L18 216V219H19ZM24 218V217H23ZM27 218V217H26ZM26 218H24V220L26 219ZM28 218H29V215H28ZM27 218V219H28ZM57 218V217H56ZM70 218V217H69ZM69 218H68V220H69ZM75 218V217H74ZM4 219V218H3ZM10 219V218H9ZM17 219V218H16ZM17 219V220H18ZM33 219V218H32ZM41 219H42V217H41ZM44 219V218H43ZM47 219V218H46ZM71 219H72V217H71ZM70 219V220H71ZM99 219V218H98ZM102 219V218H101ZM139 219V218H138ZM205 219V218H204ZM209 219V218H208ZM5 220V219H4ZM7 220V219H6ZM23 220V219H22ZM69 220V221H70ZM75 220L76 219H74V221L73 222H75ZM93 220V219H92ZM95 220H97L96 219V217H95ZM112 220V219H111ZM192 220V219H191ZM190 220V221H191ZM68 221V222H69ZM178 221V220H177ZM27 222H28V220H27ZM182 222V221H181ZM200 222V221H199ZM9 223V222H8ZM14 223H16V221L14 222ZM19 223V222H18ZM71 225H68L69 226V230L68 231H70L73 227H74V225L71 223V222H69ZM93 223V222H92ZM116 223V222H115ZM123 223V222H122ZM134 223V222H133ZM170 223V222H169ZM202 222H200V223H198L199 225L198 226H196L193 230V234H195V235H193L195 238H198L200 235H203L202 237H204V235L207 237V235H210L209 233L207 234L206 232H213L214 230H216L215 229V225L214 224H212L211 226H208L207 225V227H205L203 224H201ZM218 223V222H217ZM216 222H215V224H217ZM3 224V223H2ZM95 224V223H94ZM96 224H98V223H96ZM113 224V223H112ZM167 224V223H166ZM181 224V223H180ZM210 224V223H209ZM11 225V224H10ZM18 225V224H17ZM16 225V226H17ZM28 225H29V223H28ZM49 225V224H48ZM128 225V224H127ZM219 225V224H218ZM263 225V226H262ZM92 226V225H91ZM130 226V225H129ZM140 226V225H139ZM190 226V225H189ZM14 227V226H13ZM21 227V226H20ZM28 227V226H27ZM31 227V226H30ZM99 227V226H98ZM184 227V226H183ZM217 227V226H216ZM249 227V226H248ZM66 228H68V227H66ZM71 228V229H70ZM92 228H94L93 226H92ZM113 228V227H112ZM136 228V227H135ZM187 228V227H186ZM185 228V229H186ZM230 228V227H229ZM163 229V228H162ZM188 229V228H187ZM218 229V228H217ZM226 229V228H225ZM30 230V229H29ZM33 231H34V229H32ZM139 230V229H138ZM178 230V229H177ZM223 230V229H222ZM229 230V229H228ZM72 231V230H71ZM70 231V232H71ZM121 231V230H120ZM142 231V230H141ZM168 231V230H167ZM219 231V230H218ZM15 232V231H14ZM30 232V231H29ZM65 233H66V231H64ZM64 232H63V234H64ZM69 232V233H70ZM74 231H72V233H73ZM89 232V231H88ZM114 233H115V231H113ZM178 232V231H177ZM184 232H185V230H184ZM190 232V231H189ZM19 233H20V231H19ZM69 233H68V235H69ZM71 233V234H72ZM180 233V232H179ZM206 233V234H205ZM62 234V235H63ZM67 234V233H66ZM70 234V235H71ZM101 234V233H100ZM161 234H162V232H161ZM213 234V233H212ZM27 235H29V234H27ZM30 235H31V232H30ZM40 235V234H39ZM44 235V234H43ZM52 235V234H51ZM67 235V236H68ZM93 235V234H92ZM108 235V234H107ZM112 235H114V234H112ZM129 235V234H128ZM155 235V234H154ZM164 235V234H163ZM169 235V234H168ZM174 235V234H173ZM189 235V234H188ZM38 236V235H37ZM41 236V235H40ZM53 236V235H52ZM90 236V235H89ZM101 236H103V235H101ZM116 236V235H115ZM150 236V235H149ZM182 236V235H181ZM23 237V236H22ZM42 237V236H41ZM64 237V238H63ZM62 237V239H64V240H66L67 241V239H65V234H64V236ZM93 237V236H92ZM96 237V236H95ZM135 237V236H134ZM172 237V236H171ZM188 237H190V236H188ZM219 237V236H218ZM226 237V236H225ZM36 238H38V237H36ZM52 238V237H51ZM57 238H59V237H57ZM99 238V237H98ZM147 238V237H146ZM154 238H156V237H154ZM159 238V237H158ZM169 238V237H168ZM185 238V237H184ZM205 238V237H204ZM20 239V238H19ZM28 239V238H27ZM47 239V238H46ZM61 239V240H62ZM69 239H70V237H69ZM112 239V238H111ZM127 239V238H126ZM134 239V238H133ZM163 239V238H162ZM186 239V238H185ZM250 239V240H249ZM50 240H52V239H50ZM53 240H54V238H53ZM59 241V242H61L62 243V241ZM70 240H72V239H70ZM89 240V239H88ZM219 240V239H218ZM19 241V240H18ZM39 241H40V243H41V238L39 239ZM43 241V240H42ZM49 241V240H48ZM47 241V242H48ZM58 241H56V239H55V242H56V244L58 243ZM96 241H97V239H96ZM123 241V240H122ZM153 241V240H152ZM168 241V240H167ZM203 241V240H202ZM54 242V243H55ZM69 242H71V241H69ZM74 242H76V241H74ZM112 242V241H111ZM110 242V243H111ZM137 242V241H136ZM148 242H150V241H148ZM173 242V241H172ZM191 242V241H190ZM197 242V241H196ZM195 242V243H196ZM233 242V241H232ZM239 242V241H238ZM247 242V241H246ZM37 243V242H36ZM40 243H39V245H40ZM53 243V242H52ZM61 243L59 244V245H61ZM66 243V242H65ZM87 243V242H86ZM120 243V242H119ZM138 243V242H137ZM152 243V242H151ZM160 243H162V242H160ZM175 243V242H174ZM193 243V242H192ZM201 243V242H200ZM32 244H34V242L32 243ZM38 244V243H37ZM41 244H43V243H41ZM150 244V243H149ZM169 244V243H168ZM178 244V243H177ZM191 244V243H190ZM217 244V243H216ZM54 245V244H53ZM58 245V244H57ZM64 244H62L61 246H63ZM97 245V244H96ZM113 245V244H112ZM135 245H137V244H135ZM157 245V244H156ZM175 245V244H174ZM226 246V250H224V251H227V250H230V244H225ZM247 245V244H246ZM36 247H34V246H30V257L31 258H34V259H36V258H39V256H37L39 253V251H38V249L40 250V247L38 248V246L37 245H35ZM50 246H51V244H50ZM56 246V245H55ZM128 246V245H127ZM198 246V245H197ZM201 246V245H200ZM212 246V245H211ZM217 246V245H216ZM41 247H43V246H41ZM48 247V246H47ZM71 247V246H70ZM99 247V246H98ZM118 247V246H117ZM131 247V246H130ZM140 247V246H139ZM163 247V246H162ZM168 247H169V245H168ZM182 247H184V249L182 248ZM187 246H186V241H184L183 240V242L181 243V247H179V248H181V252L178 250V252H177V254H178V256L177 257H179V258H177V259H180V254L181 253H184V250L185 249H187L186 248ZM189 248H190V246H188ZM204 247V246H203ZM215 247V246H214ZM218 247V246H217ZM222 247H223V245H222ZM221 247V248H222ZM54 248V247H53ZM56 248H57V246H56ZM136 248H137V246H136ZM145 248V247H144ZM144 248H142V250H145ZM204 248H206V247H204ZM211 248V247H210ZM220 248V247H219ZM238 248V247H237ZM241 248V247H240ZM243 248V247H242ZM10 249V248H9ZM138 249V248H137ZM158 249V248H157ZM175 249V248H174ZM173 249V250H174ZM192 249V248H191ZM208 249V248H207ZM246 249V248H245ZM53 250V249H52ZM88 250V249H87ZM130 250V249H129ZM149 250V249H148ZM156 250V249H155ZM176 250V249H175ZM175 250H174V252H175ZM198 250V249H197ZM206 250V249H205ZM209 250V249H208ZM221 250V249H220ZM219 250V251H220ZM223 250V249H222ZM231 250H233V247H232V249ZM235 250V249H234ZM242 250H244V249H242ZM4 251V250H3ZM73 251V250H72ZM112 251V250H111ZM132 251H134V250H132ZM147 251V250H146ZM177 251V250H176ZM201 251H202V249H201ZM238 251V250H237ZM63 252V251H62ZM89 252V251H88ZM95 252V251H94ZM139 252V251H138ZM141 252V251H140ZM144 252V251H143ZM173 252V251H172ZM204 252V251H203ZM206 252V251H205ZM209 252V251H208ZM211 252V251H210ZM232 252V251H231ZM8 253H9V251H8ZM45 253V252H44ZM136 253H137V251H136ZM199 253V252H198ZM228 253H230V252H228ZM232 253H234V251L232 252ZM70 254V253H69ZM110 254V253H109ZM115 254V253H114ZM119 254V253H118ZM133 255L135 254V253H132ZM141 254V253H140ZM191 254V253H190ZM201 254V253H200ZM213 254V253H212ZM241 254V253H240ZM243 254V253H242ZM10 255V254H9ZM16 255V254H15ZM23 255V254H22ZM46 255V254H45ZM65 255V254H64ZM133 255H131V254H129V257L128 258H126L127 260V262L125 263V264H132V263H130L131 261H132V259H134L133 258ZM142 255V254H141ZM140 255V256H141ZM146 255V254H145ZM165 255V254H164ZM49 256V255H48ZM70 256V255H69ZM106 256V255H105ZM110 256V255H109ZM187 256V255H186ZM190 256V255H189ZM201 256V255H200ZM203 256V258L205 257V255L203 254L202 255ZM227 256V255H226ZM229 256H231V255H229ZM233 256V255H232ZM243 256H244V254H243ZM52 257V256H51ZM50 257V258H51ZM127 257V256H126ZM207 257V256H206ZM245 257H247V256H245ZM45 258V257H44ZM111 258V257H110ZM145 258V257H144ZM168 258V257H167ZM166 258V259H167ZM183 259H184V257H182ZM181 258V259H182ZM190 258V257H189ZM234 258V257H233ZM67 259V258H66ZM169 259H171V258H169ZM176 259V260H177ZM187 259V258H186ZM211 259H212V257H211ZM217 259V258H216ZM252 259V258H251ZM45 260V259H44ZM43 260V261H44ZM53 260V259H52ZM117 260V259H116ZM145 260H147V258L145 259ZM144 260V261H145ZM153 260V259H152ZM193 260V259H192ZM191 260V261H192ZM196 260V259H195ZM231 258L229 257V258H227L226 259V261H225V264H230V262H231ZM234 260V259H233ZM59 261V260H58ZM166 261V260H165ZM175 261V260H174ZM179 261V260H178ZM201 262H202V260H200ZM223 261V262H224ZM46 262H47V259H46ZM45 262V263H46ZM52 262H54V261H52ZM61 262V261H60ZM67 260H63V263L62 264H67ZM100 262V261H99ZM98 262V263H99ZM103 262V261H102ZM106 262V261H105ZM124 262V261H123ZM186 262V261H185ZM190 262V261H189ZM201 262H200V264H201ZM209 262V261H208ZM244 262V261H243ZM254 262V263H255ZM44 263V264H45ZM113 263V262H112ZM117 263V262H116ZM194 263H196L195 261H194ZM199 263V262H198ZM57 264H59V263H57ZM115 264V263H114ZM149 264V263H148ZM151 264V263H150ZM155 264V263H154ZM157 264V263H156ZM173 264V263H172ZM223 264V263H222Z\"/></svg>","mask_w":264,"mask_h":264}]
</instances>
